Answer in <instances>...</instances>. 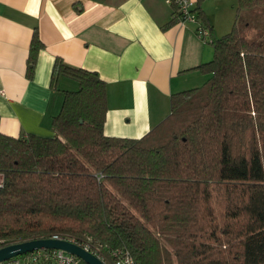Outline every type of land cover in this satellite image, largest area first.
Returning a JSON list of instances; mask_svg holds the SVG:
<instances>
[{
	"label": "trees",
	"instance_id": "1",
	"mask_svg": "<svg viewBox=\"0 0 264 264\" xmlns=\"http://www.w3.org/2000/svg\"><path fill=\"white\" fill-rule=\"evenodd\" d=\"M236 3L248 20L264 6ZM241 28L212 39V59L193 68L205 83L173 93L140 138L106 136V83L56 57L50 88L78 87L62 91L55 135L0 133V239L58 235L140 264H264V32ZM43 47L35 28L28 79Z\"/></svg>",
	"mask_w": 264,
	"mask_h": 264
},
{
	"label": "crops",
	"instance_id": "2",
	"mask_svg": "<svg viewBox=\"0 0 264 264\" xmlns=\"http://www.w3.org/2000/svg\"><path fill=\"white\" fill-rule=\"evenodd\" d=\"M193 1L211 39L218 34V19L233 25L235 0ZM173 13L166 0H0V133L55 135L51 120L60 110L62 91L78 87L60 77L58 91L50 88L59 57L106 83V136L145 135L169 114L173 93L205 83L207 76L193 68L213 57L210 43L196 35L197 24L163 28ZM35 28L44 47L28 79Z\"/></svg>",
	"mask_w": 264,
	"mask_h": 264
},
{
	"label": "built area",
	"instance_id": "3",
	"mask_svg": "<svg viewBox=\"0 0 264 264\" xmlns=\"http://www.w3.org/2000/svg\"><path fill=\"white\" fill-rule=\"evenodd\" d=\"M166 2L174 8L175 21L179 25L185 23H195L196 35L210 43L212 41L210 36V30L207 26L199 22L195 2L193 0H166ZM50 239L64 240L73 243L85 251L93 254L103 264H140L138 263L128 250L124 248L111 249L108 251H100L97 248H93L87 241L70 240L58 235H52ZM45 239V238H43ZM11 245L5 240L0 239V249ZM0 264H85L78 257L66 253L61 250H46L37 249L26 254L12 257L6 261L0 262Z\"/></svg>",
	"mask_w": 264,
	"mask_h": 264
},
{
	"label": "water",
	"instance_id": "4",
	"mask_svg": "<svg viewBox=\"0 0 264 264\" xmlns=\"http://www.w3.org/2000/svg\"><path fill=\"white\" fill-rule=\"evenodd\" d=\"M37 249L61 250L81 259L85 264H103L93 254L85 251L81 247L64 240L56 239H35L21 243H15L0 249V262L12 257L20 256Z\"/></svg>",
	"mask_w": 264,
	"mask_h": 264
},
{
	"label": "rangeland",
	"instance_id": "5",
	"mask_svg": "<svg viewBox=\"0 0 264 264\" xmlns=\"http://www.w3.org/2000/svg\"><path fill=\"white\" fill-rule=\"evenodd\" d=\"M231 9H232V23L231 24H234V22H236L237 26L242 27L241 28L242 32H244L245 30L249 31L246 33V37L249 39L259 38V36H261L259 33L258 36L255 37L256 36L255 33H257V31H259L261 33L264 32V11H263L264 6L257 8V9H254L252 11L253 13L251 14V16L253 19H251V20H248L246 18V15L249 12L242 11V12H239L237 14V8L235 7V5ZM246 23H248V24H247V27L245 28ZM232 26L233 25H230V27L228 25H224L221 23V20L218 19V34L216 35V38L217 39L221 38L223 35L230 32Z\"/></svg>",
	"mask_w": 264,
	"mask_h": 264
}]
</instances>
